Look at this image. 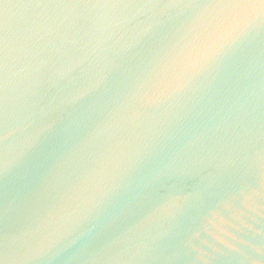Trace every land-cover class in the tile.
<instances>
[{"label":"water","instance_id":"water-1","mask_svg":"<svg viewBox=\"0 0 264 264\" xmlns=\"http://www.w3.org/2000/svg\"><path fill=\"white\" fill-rule=\"evenodd\" d=\"M108 2L6 0L0 5L2 264H90V257L109 244L107 255L124 259L96 264H144L130 259L145 239L136 231L140 213L112 225L86 246L85 237L96 219L65 224L61 208H70L84 198L87 193L77 186L82 182L88 186L87 178L95 170L111 173L117 166L130 164L140 149L159 136H166V156L192 153L204 161L207 171L220 166L257 187L264 181V31L257 28L247 35L226 83L213 90L216 73L209 70L186 93L145 109L137 90H147L155 76L136 55L152 42L153 32L145 29L180 16L182 10L104 7ZM124 2L144 5L167 0ZM124 68L131 71L117 92V70ZM77 113L87 114L88 119L67 139L61 133L39 145L28 143L50 124L62 128L66 118ZM71 150H77L73 164L61 170L59 182L49 189L43 205L25 218L22 208L29 195L30 169L42 162L43 171L55 172L61 157ZM204 175L203 169H194L187 177L172 181V186L191 191ZM258 203L242 218L244 224L253 226V232L236 221L232 222L235 227L224 226L236 240L222 238L241 253H227L201 234L189 238L191 248L199 251L190 252L176 264H200L196 259L200 254L208 264H264V256L238 243L243 240L264 248V208ZM5 237L10 241L8 252L3 248ZM151 264L166 262L154 260Z\"/></svg>","mask_w":264,"mask_h":264},{"label":"snow or ice","instance_id":"snow-or-ice-1","mask_svg":"<svg viewBox=\"0 0 264 264\" xmlns=\"http://www.w3.org/2000/svg\"><path fill=\"white\" fill-rule=\"evenodd\" d=\"M5 4L6 0H0V5ZM103 6L182 10L180 16L145 29V32H153L152 42L136 55L141 64L147 62L155 74L154 82L147 90H137L141 106L145 109L156 108L186 93L189 86L209 70L216 73L213 90L226 83L231 77L229 68L238 62L247 35L257 28L264 31V0H167L163 4L144 5L109 0ZM3 17L6 19L7 16ZM117 71L120 78L114 89L118 92L125 86L131 69ZM87 119V114H72L66 118L62 128L57 129L55 123L50 124L41 130L39 137L30 138L28 143L39 145L61 133L67 139ZM3 139L6 140L7 136ZM90 142L80 145L79 150ZM165 143L166 136H159L140 149L130 164L117 166L111 173L102 168L95 170L87 178L88 186L83 182L77 186L87 193L84 198L70 208H61L63 223H79L94 217L97 223L85 237L86 246H91L106 229L140 213L136 231L144 234L145 239L131 253L130 259L144 264H151L154 260L176 264L190 252L199 251L191 248L189 238L195 239L201 234L222 245L227 253H241L240 248L222 238L236 240L235 236H229L224 226L235 227L232 222L236 221L250 232L254 231L253 226L244 224L242 218L250 214L258 202L264 208V181L257 187L240 174L235 175L231 169L220 166L207 171L204 161L192 153L166 156L163 154ZM76 156L77 150L65 153L55 172L43 171L42 162H37L30 169L29 195L22 208L25 218L32 217L43 205L49 189L59 182L61 170L73 164ZM197 168L203 169L206 175L191 191L176 190L172 186V181L187 177ZM3 169L8 171L6 161ZM238 243L264 256V248H255L243 240ZM9 247L10 241L5 237L4 251L8 252ZM111 247L109 244L97 250L90 257V264L123 260V256L107 255ZM196 259L200 264H208L204 254Z\"/></svg>","mask_w":264,"mask_h":264}]
</instances>
